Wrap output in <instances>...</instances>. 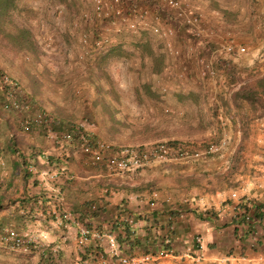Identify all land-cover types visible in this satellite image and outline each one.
<instances>
[{"label": "rangeland", "instance_id": "374dc122", "mask_svg": "<svg viewBox=\"0 0 264 264\" xmlns=\"http://www.w3.org/2000/svg\"><path fill=\"white\" fill-rule=\"evenodd\" d=\"M122 1L124 6L121 8L125 12L128 6V0ZM186 1L196 12L201 14V27L209 33L201 37H195L188 31L178 30L175 27V33L168 38V42L171 48L176 50V53L169 52L166 49L165 42L167 40L160 44V52L165 58V68L160 76L150 77L147 71L139 66V59L135 56L110 64L109 67L112 77L116 82V86L122 92V96L117 105L119 112H115L116 119L120 120L122 125L118 127L115 133L107 132L105 123L101 120L100 106L98 104L93 105L95 92L89 77L92 68L88 58V60L84 56L79 58L82 46L78 43V36L84 33L88 40H90H87L86 44H88L84 47V49L89 50L91 49L90 42L94 34V29L99 26L101 27V25H107V42H121L124 50L130 53L132 52V47L128 44V39L131 34L126 30V16L124 20H115L114 24H109L104 20L98 23L96 27L93 25L86 26L81 19H77L81 6L79 3H76L78 7L77 13H73L68 12L66 5L62 2H53V0H16V6L25 11L22 12V15H28L29 20L32 22L34 40L37 48L33 51L15 50L10 45L0 44V68L19 81L23 89L30 96L36 98V102L39 105L43 106L42 109L44 111L52 113L55 105L61 107L63 112L70 114V120L73 124H82L84 130L90 132L96 141L104 142L115 148L121 146H143L154 142L165 141L171 137H162V134L176 130L181 124L194 122V109L187 102L175 104L174 102H170V99L164 104L152 102L145 104L137 103L132 95V87L138 78L148 79L150 77L153 88L161 93L167 92L168 98L172 92L187 93L189 91L197 92L203 90L204 87L199 83L201 77L198 72L199 66L196 64L197 60L199 58L202 61L215 59L216 56L220 55L219 50L216 49H218L217 47L224 40L244 47V52L231 55L230 57H235L234 59L247 66L256 65V70L258 71L264 70L263 6L257 5L250 13V17L248 16V19L246 17L241 18L242 15H245L244 10L241 9L239 13L240 23L238 25L240 27H222L219 26V23L214 22L216 19L214 16H217L216 13H210L213 17L209 18L204 4L199 0ZM220 1L222 5L229 9H235L237 7L235 0ZM133 2L136 9L139 10L144 7L148 11V15H150L149 11L153 10L155 13L157 12L162 20L166 19L168 22L173 23L174 26L176 25L171 11L165 5H154V2L149 0H134ZM84 5L88 8L90 4L85 2ZM168 15H170V18ZM131 17H134V15L131 14L128 16V18ZM249 18L254 19V28L251 34L245 32V29L248 27ZM209 20L211 22L213 21L215 25L214 30L207 28ZM65 33L67 37H64L66 35ZM94 54L96 52H93L92 56ZM101 83L106 87L104 79H101ZM217 83L216 77L213 75L207 89L215 91L216 88L218 89ZM208 102H210V96H208ZM221 126L220 131L214 125L212 129H208L190 138L177 139L179 137H172L186 143L187 145L185 147L190 148L191 146V148L196 149H203L209 144H218L222 141L224 144L218 152L199 156L195 159L154 163L145 169L128 172L126 175L135 173L149 178L153 173L163 172L168 174L169 177H172L177 170L186 172L189 168L197 167L198 172L207 173L223 167L226 156L231 151V147L234 145L236 138L231 134L228 123ZM251 128L255 130V136L259 135L258 138H264L263 130L261 131L254 126ZM159 135L160 137H158ZM258 143L261 144L260 142ZM251 144L252 142L248 143L247 148L249 152L252 151L250 149ZM74 152L83 154L79 145H76ZM244 153L247 154L248 151ZM64 155L67 156L68 154L65 153ZM62 162L66 163V168L63 167V171L59 176L69 177L67 175L69 173L68 158H63ZM201 168L207 171H203ZM247 173L248 171L242 170V174L246 175ZM249 174L251 175V172ZM200 182H204V180ZM210 183L211 185H216L215 180H211ZM165 184L166 180L160 182V188H166ZM52 188L55 189L53 185ZM163 191L167 194L165 189ZM43 192H45L46 197H50L53 200L61 197L58 189L54 193V197H52L50 190H43ZM168 197L169 204L171 205L174 201V196H170L169 193ZM5 229L13 230L10 227H6ZM26 229L29 228L26 227ZM35 229V232L40 234L42 231H46L45 237H40L42 242L40 245L41 248L46 247L45 250L47 252L45 254L56 255L54 260L55 264L72 263L70 252H65V250H68L65 248L66 246L61 242L55 241L57 240L55 239L56 235L54 236L45 228L39 229V226ZM56 233L58 234V232ZM33 245L30 248L27 247L25 250L14 247L9 249V251L0 247V264H37L40 261V247ZM52 248L56 249V252H53ZM51 258L48 257V259Z\"/></svg>", "mask_w": 264, "mask_h": 264}, {"label": "crops", "instance_id": "0c3cea01", "mask_svg": "<svg viewBox=\"0 0 264 264\" xmlns=\"http://www.w3.org/2000/svg\"><path fill=\"white\" fill-rule=\"evenodd\" d=\"M207 12L209 18L213 17L210 14H213V12ZM242 17L248 19L247 14L242 15ZM220 25L223 24L220 23ZM199 83L203 87L210 85V83H204L201 78ZM30 105L31 113L44 111L42 109L43 106L39 105L36 102V98L32 96ZM15 114L20 116L19 113ZM15 114L11 111H4L1 113L2 117L0 118V182H3L0 186V193L6 192L8 198L14 201L6 209L0 210V218L3 220L7 219L9 217L8 214L14 212L19 205L18 200L32 196L37 199L41 194L44 199L43 204L48 205V210L46 211L47 219L40 215L41 209L36 204L31 203V207L35 210L33 212L36 215L27 220L23 224V230L18 233L25 235L32 245L35 244L40 247L39 255L43 254L44 257H47V254H44L46 247L41 248L40 245L42 243L40 237H45L46 231H42L41 234L36 233L35 228L38 226L39 229L45 228L54 236L56 235L55 239L57 240L55 241L61 242L66 246L65 248L68 250H65V252H70L71 264H101L98 257L100 255L98 247H103V251H105V242L89 238L83 245L78 246L75 242L77 226L86 225L99 234L110 232L118 242V239L126 241V238L121 232L118 234L119 231L116 229V225L128 221L131 235L138 239L139 243L133 245L131 249L126 247L124 242L122 244L118 242V244L125 248L124 252L129 256H139L145 250L154 251L161 248V245H158L157 235L161 236L167 232L168 245L172 247V252L161 260V264H264V236L262 245L258 250L252 251L247 247L244 255L239 254V245L243 244L239 238L240 228L236 227L232 221L235 205L240 198L259 202L264 201V138H258L259 135L255 136V130L251 128L254 126L264 131V118L254 120L250 124V131L245 140L247 145L245 142L243 143L242 160L229 180L233 182L234 186L228 187L226 182H220L217 185H211L210 183L211 180H215V174L225 170L229 162V156L238 138V131L232 133L228 124L229 130L236 140L231 147V151L226 156L223 167L207 173L198 172L197 167L189 168L186 172L177 170L170 177H200L199 180H204V182L197 181L198 185H191L189 182L184 181L180 185L171 186L169 182L172 179L168 181L164 178L162 176L163 172L153 173L149 178L135 173L131 175H126V173L122 175L114 174L107 171L100 164L90 165L83 154L73 152L68 162L69 177L59 176L52 183L55 188L51 192L52 197H54L57 189L61 195L59 199L53 200L50 197H46L45 192L40 189L37 180H35L37 178L36 175L27 171L29 174L23 180L21 175L25 170L19 165H15V157L8 150L6 144L10 132H15V126H17L15 123L18 117ZM37 130V128H32L33 132H20L19 135L17 134L19 139L22 138L25 141L21 146L24 153L25 169L27 163H31L36 170H50L55 165V158L62 151V144L57 145L55 141L44 137L42 145H40L41 148H32L39 145L35 135ZM198 134L179 136L177 139L190 138ZM250 142H252L250 146L251 152L247 148ZM29 144H31V147ZM247 151V154L244 153ZM39 153L47 154V162L38 155ZM201 170L207 171L203 168ZM242 170H246L248 173L244 175ZM250 172L251 175L249 174ZM165 180L166 188L161 189L160 182ZM150 181H154V185L143 187V184ZM164 189L167 194L163 191ZM231 192L235 193L236 198L230 197ZM169 193L170 196H174V201L171 205L169 204ZM210 199L212 200L210 201ZM227 199L231 201L226 202ZM193 209L198 212L212 211L213 216L209 217V219L204 217L200 219L191 211ZM153 210L161 213L159 223L162 227L160 229L155 227L154 217L151 215ZM63 214L70 215V220L65 219ZM135 214L145 215L135 218ZM202 215L204 214L202 213ZM10 224L14 225V221H11ZM260 225L261 228H264V218L260 220ZM26 227L29 229H26ZM258 233H261V229L258 230ZM195 238L200 239L201 249H197L196 245L194 250L193 245H191L190 240ZM211 242H215V244L210 247L208 243ZM229 247L233 249L227 252ZM88 248L93 252L97 251L95 260L85 259L82 261L80 255ZM52 251L56 252V249L52 248ZM49 255L55 260L56 255ZM198 255L201 257L200 261L196 260ZM105 258L109 259L107 256ZM50 260L52 259H47L46 261Z\"/></svg>", "mask_w": 264, "mask_h": 264}, {"label": "trees", "instance_id": "16d2710c", "mask_svg": "<svg viewBox=\"0 0 264 264\" xmlns=\"http://www.w3.org/2000/svg\"><path fill=\"white\" fill-rule=\"evenodd\" d=\"M15 1L16 0H0V44L10 45L11 47H14L15 50L33 51L37 48V44L34 40L32 22L29 20L28 15H22L24 10L18 8ZM54 1L64 3L68 12L77 13L78 7L76 3L78 2H75L74 0H53V2ZM199 1L204 4V8L207 11L216 13L217 16L215 17L216 19L214 22L221 23L225 26H238L240 23L239 13L241 9L244 10V14L250 16V13L257 5L264 7V0H235L237 4L235 9L227 8L221 4L220 0ZM207 27L209 30H214L215 25L213 24V21H209ZM177 28L178 30H186L192 34L191 28L187 25L178 23ZM253 28L254 19L249 18V25L245 29V32L251 34ZM64 37H67V34ZM162 42V39L150 35L145 30H141L136 34H131L128 39V44L132 47V52H126L121 42H111L105 50L94 54L92 57H88L90 61L89 64L92 68L89 77L95 92L93 105L98 104L100 106L101 120L105 123L107 132L115 133L118 127L122 125L120 120L115 117V112H119L117 105L122 96V92L116 86V82L112 77L109 67L110 64L121 59L132 58V56H135L139 59V66L147 71L150 77H158L163 73L165 68V58L160 52V44H162ZM219 54V56H216L215 59L212 60L211 64L214 77H216V83L218 82V89L216 88L215 91L207 89V87L204 86L203 90L197 92H172L168 98L167 92L161 93L153 88L151 78L149 77L148 79L138 78L136 80L137 82L132 87V95L134 100L139 104H145L147 102L164 104L170 99V102H174L175 104L187 102L193 107L194 122L181 124L176 130H171L169 133L162 134V137H171L162 141L170 147L184 148L187 145L186 143L172 137L190 136L203 133L208 129H212L214 125L216 126V129L220 131V128L222 127L221 125L228 123L232 133L238 131V138L229 156V162L225 170L215 174L216 185L220 184V182H226L229 187L234 186L233 182H230L229 180L242 160L241 153L243 150V143L248 137L250 123L254 120L264 118V70H256V65L247 66L242 64L234 59L235 57H230L231 55H226L221 52ZM101 79L105 80L106 87L101 83ZM5 91L6 87H4L3 90H0L1 93ZM208 96H210V102H208ZM2 112L4 111L0 109V118L2 117ZM13 113L15 114V112ZM47 115V122L38 124L37 126H29L26 131L21 129L19 125L20 116L16 115L18 117L16 122L17 126H15V132H10L6 145L9 152L15 157V165H19L26 172L21 175L23 180H25L26 175L29 173L25 169V160L23 158L24 153L21 149V146L25 141L22 138L19 139L18 135L20 132L28 133L33 132L32 128L38 129L35 135L37 136V144L39 145H36L37 147L33 146L32 148H41L40 145H42V139L45 137L48 129L56 132V143L57 145L62 144V151L55 158V164L61 166L62 171L63 167L66 168V163L62 162V159L68 158L69 160L76 145H79L84 141L92 144L96 141L95 137L90 132L84 129H76L74 127L75 124L70 120V114L63 112L61 107L55 105L52 113L48 112ZM60 132H66L69 134L71 138L70 143L65 144L64 141L60 139ZM158 137H160V135ZM29 145L31 147V144ZM65 153L68 155H64ZM68 174L69 173H67V175ZM162 176L168 181L172 179L170 180L171 182H169V185L171 186L180 185L184 181L189 182L191 185H198L199 182V179L195 177L185 176L178 178L175 176L170 178L166 173H163ZM2 183L3 182H0V186ZM152 185H154V181L143 184V187H150ZM230 201V199L226 200V202ZM13 202V200L8 198L6 192H3L2 194L0 193V210L3 208L6 209ZM43 202L44 199L41 194L37 199L32 196L18 200L19 205L14 212L9 213L7 219L3 220L0 218V236L4 235L6 227L12 228L17 233H19L20 230H23V224L36 215V213L33 212L35 210L31 207V203L36 204V206L41 209L40 215H42L44 219H47L46 211L48 210V205L43 204ZM234 210L235 213L232 217V221L236 227L240 228L239 238L243 243L242 245H239V254L244 255V251L247 247L252 251L258 250L262 245V238L264 236V230H262L264 228H261L260 225V220L264 218V201L259 202L257 200H245L244 198H240L236 203ZM191 211L200 219L202 217L209 219V217L213 216L212 211L209 210L198 212L193 209ZM202 213L204 215H202ZM160 214V212L155 210L151 212V215L154 217L153 221L155 227L159 229L162 227L159 223ZM142 215L145 214H135V218H139ZM11 221H14V225L10 224ZM128 224V221L126 223H118L116 229L119 231L118 234L121 232L126 238V241L118 239V242H120V244L123 242L126 243V247L131 249L133 245L139 243V240L131 235ZM259 229H261V233H258ZM157 237L158 245H161L160 249H164L171 253L172 247L168 245L169 239L167 238V232L161 236L157 235ZM190 241L195 250V246L197 245L195 239H191ZM131 243L132 245L130 246ZM214 244L215 242L208 243L210 247ZM28 245L31 247L32 243H28ZM0 247L9 251V249L16 246L13 241L3 242L0 239ZM98 248L100 250L99 254L105 258L106 255L105 251H103V247L100 246ZM232 249L233 248L230 247L227 248V252H230ZM144 252L153 251L145 250ZM45 253L46 250L44 249V254ZM96 255L97 251L93 252L88 248L81 253L80 257L82 261L85 259L95 260ZM39 257L40 261L37 264H46L48 262L55 264L53 257L51 258L49 254H47V257L40 254ZM48 257L52 260L46 261ZM105 260L107 261L105 264H112L110 259L105 258Z\"/></svg>", "mask_w": 264, "mask_h": 264}, {"label": "built area", "instance_id": "2783aa9c", "mask_svg": "<svg viewBox=\"0 0 264 264\" xmlns=\"http://www.w3.org/2000/svg\"><path fill=\"white\" fill-rule=\"evenodd\" d=\"M81 6L77 19H81L84 25H90L96 27L98 23L107 21L109 24H114L115 20H124L126 16V30L130 34H136L141 30H145L150 35L162 39L165 42V47L169 52L176 53L168 42V38L175 33V27H178V23L187 25L191 28L193 36H204L209 33L203 27H201V14L196 12L194 8L189 5L186 0H149L155 4H163L168 10L171 11L174 22H168L166 19H161L157 12L153 10L148 11L144 7L139 10L136 9L134 0H128V6L124 12L121 7L124 6L122 0H74ZM143 1V0H139ZM88 2L89 9L84 5ZM155 7V6H154ZM134 17L128 18L129 15ZM170 18V15H168ZM107 25H101L94 29V34L90 42L91 49L87 50L84 47L87 46L86 42L88 38L84 33L78 36V43L82 46V51L79 54V58L84 56L85 59L92 56L93 52H99L105 50L110 44L107 37ZM90 41V40H88ZM237 46V47H236ZM219 53L226 55L241 54L244 52V47L235 45L231 41H223L217 47ZM199 66V74L201 80L204 83H210L214 72L212 69V60L202 61L200 58L197 60ZM6 87L5 92H0V109L3 111H13L20 114L19 125L22 130H28L29 126H37L48 121V113L45 111H37L36 113L30 112L31 96L23 89L19 81L10 76L6 71L0 68V90ZM76 129H84L82 124H75ZM60 139L65 143H70V136L66 132H60ZM57 133L48 129L45 137L51 141L56 142ZM224 142L218 144H209L203 149L196 148H173L166 145L163 142L151 143L143 146H121L118 148L109 146L104 142L95 141L93 144L89 142H82L79 144L83 151V155L86 161L90 165L100 164L107 171L114 174H125L128 172H134L151 166L154 163L159 162H177L183 159H195L199 156L216 153L219 151ZM45 162H47V154H38ZM65 163V162H64ZM26 169L31 174L37 176L38 186L43 190L54 191L52 183L57 180L58 176L62 173V167L57 164L53 165L50 170H36L32 167L31 163H27ZM57 191V190H56ZM55 191V192H56ZM155 194V193H153ZM231 198H236L234 192L230 193ZM246 200V199H245ZM63 217L70 220V215L63 214ZM63 218V219H64ZM75 242L78 246L83 245L89 238L102 240L105 242L106 250L105 255L111 260L112 264H161V260L169 256V252L164 249H156L153 252H144L139 256H129L124 251L125 248L120 246L115 237L110 232H102L101 234L92 231L86 225H78ZM3 242L13 241L16 247L22 250L27 249L29 239L25 235L18 234L11 229H5L4 235L0 236ZM197 243V249H201V242L199 238H195ZM101 264L106 260L103 256L98 255ZM196 260L200 261L201 257L196 256ZM46 264H53L48 262Z\"/></svg>", "mask_w": 264, "mask_h": 264}]
</instances>
